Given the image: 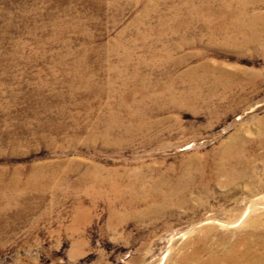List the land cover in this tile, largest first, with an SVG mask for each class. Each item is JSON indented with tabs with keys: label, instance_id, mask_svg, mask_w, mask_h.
Returning a JSON list of instances; mask_svg holds the SVG:
<instances>
[{
	"label": "rangeland",
	"instance_id": "rangeland-1",
	"mask_svg": "<svg viewBox=\"0 0 264 264\" xmlns=\"http://www.w3.org/2000/svg\"><path fill=\"white\" fill-rule=\"evenodd\" d=\"M239 2L0 0V264H157L167 250L177 264L201 230L214 228L208 248L251 230L201 221L255 203L264 222V45L230 47L208 25ZM87 172L140 173L147 188L123 183L138 200H119V219L108 196L77 223L97 189Z\"/></svg>",
	"mask_w": 264,
	"mask_h": 264
},
{
	"label": "bare ground",
	"instance_id": "bare-ground-1",
	"mask_svg": "<svg viewBox=\"0 0 264 264\" xmlns=\"http://www.w3.org/2000/svg\"><path fill=\"white\" fill-rule=\"evenodd\" d=\"M245 0H241L239 2V6L236 8L229 7L230 5H227L224 7V9H215L212 12L211 20H209L208 25L210 28L213 26H216L220 28V33H222V30H228L229 33L225 36H223V42L224 44L230 45V47H235V48H244L247 46H250L252 43L255 44H261V46L264 45V8H261L264 6V0H259V2L255 1L254 5L249 8L247 4L244 2ZM232 6V5H231ZM263 9V10H262ZM215 18L217 20H215ZM178 19V18H177ZM180 20V19H179ZM184 20V19H182ZM214 29V28H212ZM211 29V30H212ZM217 30V28H216ZM215 30V31H216ZM218 32V31H217ZM216 32V33H217ZM213 33V32H212ZM218 34V33H217ZM223 35V34H222ZM222 42V43H223ZM204 66H199V67H193L191 70L188 71V73H191L193 71H199V68L205 67ZM218 67V66H217ZM201 73V72H200ZM229 73V72H228ZM232 73L228 74L231 76ZM210 75V74H209ZM220 75V74H219ZM227 75V76H228ZM202 76V75H201ZM208 76V75H207ZM223 76V75H222ZM213 77V76H212ZM226 77V76H225ZM207 78V77H206ZM227 78V77H226ZM230 78V77H229ZM213 80V79H212ZM224 80V78H223ZM216 85H219L220 83L218 82L219 80H215ZM202 81L201 77L197 78V84L195 86V90L200 89L198 87L201 85ZM208 83V82H205ZM227 83V82H226ZM224 84V83H223ZM232 82L227 83L226 88H231L232 87ZM139 93V101L147 99L149 96L145 93L144 89L141 87H135V95ZM137 101V105H140V102ZM130 115H138L139 118L142 116V114L136 110L132 111ZM142 117L138 120H141ZM145 123V122H144ZM137 129L139 127H136ZM93 132V131H92ZM101 132V131H100ZM99 132V133H100ZM120 132V131H119ZM260 133H264V130H259L257 131ZM90 133V132H89ZM99 133H91L90 136L93 137L94 139L97 137ZM116 133L115 130V125L111 122L109 123L106 127V129L103 131V134L101 133L99 137H102L104 139H107L109 136L112 134ZM121 135H125L124 132H120ZM263 136V134L261 135ZM261 139V138H260ZM239 140V139H238ZM242 140V139H241ZM237 141V140H236ZM240 141V140H239ZM243 141V140H242ZM264 141V140H263ZM262 141V143H264ZM235 142V141H234ZM260 142V141H259ZM233 143V142H232ZM243 143L240 144V146ZM251 145V144H250ZM246 146V145H245ZM231 147V145H230ZM229 147V148H230ZM234 147V146H233ZM242 147V146H241ZM239 148V147H237ZM236 148V149H237ZM252 149V148H251ZM233 150V149H232ZM231 150V151H232ZM235 150V149H234ZM238 150V149H237ZM240 150V148H239ZM238 150V151H239ZM228 151V150H226ZM249 152V151H248ZM227 153V152H226ZM229 153V151H228ZM227 153V154H228ZM231 153V152H230ZM237 153V152H236ZM240 153V152H238ZM233 155V154H232ZM235 155V154H234ZM233 155V156H234ZM237 155V154H236ZM243 155V154H242ZM248 155V154H247ZM252 155H255L252 154ZM225 156V154H224ZM223 156V157H224ZM227 156V155H226ZM231 156V154H230ZM258 156V155H257ZM262 156V155H261ZM240 157V156H238ZM245 157V156H244ZM234 158H236L234 156ZM243 158V157H242ZM241 158V159H242ZM256 158V157H255ZM264 158V156H263ZM225 159V158H224ZM228 159V158H227ZM231 159V157H230ZM240 159V158H239ZM262 159V158H261ZM234 160V159H233ZM231 161V160H230ZM236 161V159H235ZM264 161V160H263ZM229 162V161H228ZM238 162V161H237ZM244 162V160H243ZM243 164V163H242ZM238 165V164H237ZM240 165V164H239ZM247 165V162L246 164ZM241 167V166H240ZM244 167V166H243ZM247 168V167H246ZM91 170H89L90 172ZM109 171V170H108ZM127 171V170H126ZM142 171V170H141ZM140 171V172H141ZM232 171V170H231ZM85 173L80 179H86V178H92L94 181L93 184H95L96 193L92 194L91 192L85 191V194L91 195L90 197V202L89 206L83 207L84 200L80 199V204L78 205L79 207L76 209L75 214H74V221H79L81 219V216H84L85 213H89L92 209L96 207V205L104 200V198L108 197L110 198L109 200V210H110V215L115 216L111 218V220L119 219L120 214L118 213L116 205L119 203V200L125 201L122 202L123 206L130 208L132 204H134L135 201H137V195L135 194L134 191H129V190H121V184L125 183L128 187L130 186L131 188H136V185H141L143 190L145 191L147 188L146 187V182L147 180L143 177H141L140 173L138 174H125V173H118L117 177L116 173L112 175L111 172H108L106 174H101V173ZM117 172V171H116ZM237 172V171H236ZM239 173L241 171H238ZM129 173V172H128ZM233 173V172H232ZM145 176V175H144ZM229 176V175H228ZM146 177V176H145ZM232 177V176H231ZM250 177V176H249ZM229 178V177H228ZM238 178V177H237ZM240 178V177H239ZM235 179V178H234ZM251 179V178H250ZM121 180V181H120ZM231 180V179H230ZM120 181V182H119ZM146 181V182H145ZM153 181V180H152ZM234 181V180H233ZM78 182V184H79ZM229 183V182H226ZM238 183V182H237ZM136 184V185H134ZM146 184V185H144ZM125 185V186H126ZM144 185V186H143ZM224 185V184H222ZM226 185V184H225ZM205 186V185H204ZM88 189V188H86ZM150 189V188H148ZM189 189V188H188ZM203 189V188H202ZM121 190V191H120ZM139 188L137 189V191ZM191 190V189H190ZM143 191V194H144ZM148 191V190H147ZM171 191V190H170ZM129 192V193H128ZM140 192V191H139ZM155 192V191H154ZM264 192V191H263ZM261 192V196L264 198V193ZM147 193V192H146ZM138 194V193H137ZM142 194V193H141ZM166 194V193H165ZM188 194V193H187ZM185 194V195H187ZM125 195L129 198L125 199ZM147 195V194H146ZM153 195V194H152ZM161 195V194H160ZM256 195V194H255ZM144 196V195H143ZM142 196V198H143ZM156 196V194H155ZM89 197V196H88ZM168 197V196H167ZM177 197V196H176ZM182 197V196H181ZM146 198V197H145ZM154 198V197H153ZM185 198V197H184ZM183 198V199H184ZM165 199V198H164ZM169 199V198H168ZM180 199V198H179ZM260 199V198H259ZM141 200V197H140ZM181 200V199H180ZM186 200V199H185ZM263 200V199H262ZM152 201V200H151ZM161 201V199H160ZM164 201V200H163ZM104 202V201H103ZM147 202V201H146ZM170 202V201H169ZM172 202V201H171ZM184 202V201H183ZM106 203V202H105ZM140 203V202H139ZM162 203V202H161ZM176 203V202H175ZM121 204V205H122ZM137 204V203H136ZM151 204V203H150ZM167 204V203H166ZM165 206H168L166 205ZM180 204V203H178ZM182 204V203H181ZM255 203H251L248 205L239 215V217L236 218L234 221L226 222V221H221L218 219H207L205 221L199 222L201 223H217L221 225L223 228H230V227H237L239 225L245 224V227H250V231L246 232L243 236L240 238H237V240L232 241V243L225 244L224 246L220 247H213V248H208L206 247V241L209 235L210 230L214 229L211 227V229L208 230H201L199 231L196 235V238L193 239V247L190 252H185L183 255L180 257V260L178 261L177 264H264V222L261 223V220L258 218L259 216H251L250 213L254 208ZM108 205V204H107ZM120 205V206H121ZM162 205V204H160ZM175 205V204H173ZM177 205V204H176ZM82 206V207H80ZM164 206V205H163ZM132 207V206H131ZM135 207V206H134ZM138 207V206H137ZM149 210L154 211L153 207L154 206H149ZM156 207V206H155ZM154 207V208H155ZM159 207V206H158ZM170 207V206H169ZM181 207V206H180ZM123 208V207H122ZM139 208V207H138ZM143 208V207H142ZM119 209V208H118ZM146 209V208H145ZM108 210V209H107ZM128 210V209H126ZM130 210V209H129ZM132 210V209H131ZM137 210V208L135 209ZM143 210V209H142ZM120 211V210H119ZM147 211V210H146ZM133 212V211H132ZM141 213V212H140ZM146 213V212H145ZM150 213V214H151ZM153 213H156L153 212ZM126 214V212H125ZM129 214V213H128ZM134 214V212L132 213ZM136 214V213H135ZM138 215V213H137ZM123 216V215H122ZM143 216V215H142ZM154 216V215H153ZM157 216V215H156ZM138 218V217H137ZM261 218V217H260ZM121 219V218H120ZM205 219V218H204ZM203 219V220H204ZM113 222V221H112ZM111 222V226L114 224ZM121 222V221H120ZM78 223V222H77ZM116 223V222H115ZM115 225V224H114ZM116 226V225H115ZM243 226V225H242ZM263 226V227H262ZM258 228H261L259 231H257ZM191 231H183L180 235H178L180 238L186 237L187 234H189ZM176 235V234H175ZM176 237L172 235L170 239H168L167 244L170 245L172 241ZM169 253L170 251L167 250L165 253L160 258V261L157 264H165L166 260L169 258Z\"/></svg>",
	"mask_w": 264,
	"mask_h": 264
}]
</instances>
